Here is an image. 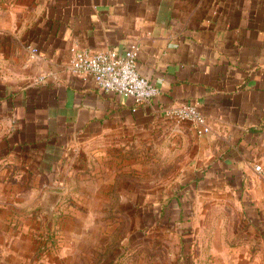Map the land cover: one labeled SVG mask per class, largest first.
Instances as JSON below:
<instances>
[{
  "label": "crops",
  "instance_id": "crops-1",
  "mask_svg": "<svg viewBox=\"0 0 264 264\" xmlns=\"http://www.w3.org/2000/svg\"><path fill=\"white\" fill-rule=\"evenodd\" d=\"M5 2L0 174L50 178L70 149L149 136L191 150L188 175L250 174L251 161L264 168V0ZM131 44L139 73L158 89L146 103L69 70L77 48L121 54ZM191 103L209 132L167 115Z\"/></svg>",
  "mask_w": 264,
  "mask_h": 264
},
{
  "label": "rangeland",
  "instance_id": "rangeland-1",
  "mask_svg": "<svg viewBox=\"0 0 264 264\" xmlns=\"http://www.w3.org/2000/svg\"><path fill=\"white\" fill-rule=\"evenodd\" d=\"M190 151L119 138L0 174V264H264V168L188 175Z\"/></svg>",
  "mask_w": 264,
  "mask_h": 264
},
{
  "label": "built area",
  "instance_id": "built-area-1",
  "mask_svg": "<svg viewBox=\"0 0 264 264\" xmlns=\"http://www.w3.org/2000/svg\"><path fill=\"white\" fill-rule=\"evenodd\" d=\"M137 44L129 45L121 54L109 50L90 51L77 48L73 50L69 70L75 76L90 77L103 92H112L131 98L136 104L146 103L158 94V89L137 68ZM38 53L36 47L30 48L31 57ZM40 76L38 79L42 80ZM167 115L177 121H187L196 126L198 134L209 132L206 118L196 104L174 106Z\"/></svg>",
  "mask_w": 264,
  "mask_h": 264
}]
</instances>
